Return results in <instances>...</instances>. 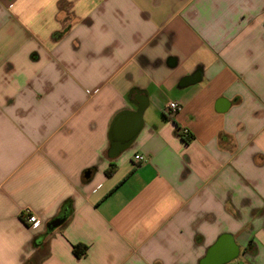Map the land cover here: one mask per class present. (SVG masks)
I'll use <instances>...</instances> for the list:
<instances>
[{
  "label": "crops",
  "instance_id": "obj_1",
  "mask_svg": "<svg viewBox=\"0 0 264 264\" xmlns=\"http://www.w3.org/2000/svg\"><path fill=\"white\" fill-rule=\"evenodd\" d=\"M0 264H264V0H0Z\"/></svg>",
  "mask_w": 264,
  "mask_h": 264
},
{
  "label": "water",
  "instance_id": "obj_2",
  "mask_svg": "<svg viewBox=\"0 0 264 264\" xmlns=\"http://www.w3.org/2000/svg\"><path fill=\"white\" fill-rule=\"evenodd\" d=\"M147 105L146 99L139 101L136 111H123L114 118L109 133L110 149L108 155L110 158L118 157L121 152L134 143L143 128V113ZM66 219L67 216L58 218L48 228L54 230L61 226Z\"/></svg>",
  "mask_w": 264,
  "mask_h": 264
},
{
  "label": "built area",
  "instance_id": "obj_3",
  "mask_svg": "<svg viewBox=\"0 0 264 264\" xmlns=\"http://www.w3.org/2000/svg\"><path fill=\"white\" fill-rule=\"evenodd\" d=\"M179 110H180V105L178 103L176 102L169 103L168 108H167L168 114L175 115L179 112ZM135 160L138 162H144L145 157L141 155H137L135 156ZM27 223L32 229H35V230L40 229L43 225L42 220L39 219L36 215H29L27 217Z\"/></svg>",
  "mask_w": 264,
  "mask_h": 264
},
{
  "label": "trees",
  "instance_id": "obj_4",
  "mask_svg": "<svg viewBox=\"0 0 264 264\" xmlns=\"http://www.w3.org/2000/svg\"><path fill=\"white\" fill-rule=\"evenodd\" d=\"M184 140L186 142H189V138L187 137H183ZM116 168L117 166L115 164H111L110 167L106 170L105 174L107 177H110L114 174V172L116 171ZM73 251H74V254L77 256V257H83L86 255V252H87V247L84 246V245H80V244H77V245H74L73 246Z\"/></svg>",
  "mask_w": 264,
  "mask_h": 264
}]
</instances>
